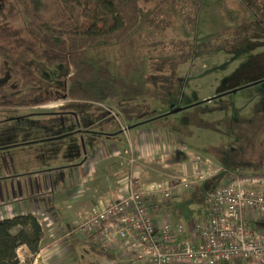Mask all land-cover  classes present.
I'll list each match as a JSON object with an SVG mask.
<instances>
[{"label": "rangeland", "instance_id": "1", "mask_svg": "<svg viewBox=\"0 0 264 264\" xmlns=\"http://www.w3.org/2000/svg\"><path fill=\"white\" fill-rule=\"evenodd\" d=\"M12 4L14 0H0V6ZM141 14L145 21L134 34L127 53L116 45L108 50L115 77H125L129 71L128 85L141 89L129 96L128 102L139 105L141 117L152 116L148 121L125 120L119 98L64 107L70 99L65 96L37 106L0 108V141H4L0 148L6 145L0 152L7 160L17 151L22 158L27 157L33 144L43 147L47 159L51 155L48 150L54 151L56 160L83 152L82 138L76 135L72 139L73 133L71 139H35L70 131L72 118L62 124V120L33 111L78 109L90 119L91 129L117 131L116 139L127 145L134 137L130 123H139L135 129L154 128V136L166 145L159 150L158 158L155 155L143 163V172L138 176L146 184L169 182L174 186L171 198L158 194L155 203L148 201L151 211L174 224L206 219L212 213L207 200L211 184H232L240 178L264 190V0H152L141 3ZM25 22L19 11L11 24L21 27ZM9 54L32 70L36 83L45 90L42 93L62 96L66 92L69 82L60 77L66 72L65 64L52 66L23 50ZM94 54L91 50L90 56ZM4 73L0 83H7L19 94L27 91L29 87H21L9 64ZM56 121L59 122L55 124ZM86 122L82 116V130ZM12 131L18 137L15 148L6 143ZM23 135L32 136L30 140L36 143L27 144ZM81 135L88 147L99 143L89 139L87 132ZM185 167L189 169L187 174ZM215 174L222 176L214 181L211 176ZM176 176L191 184L179 185ZM77 236L79 240L73 243L66 264H150L125 256L124 247L115 249L119 257L112 258L110 251L94 249V239L82 233Z\"/></svg>", "mask_w": 264, "mask_h": 264}, {"label": "trees", "instance_id": "2", "mask_svg": "<svg viewBox=\"0 0 264 264\" xmlns=\"http://www.w3.org/2000/svg\"><path fill=\"white\" fill-rule=\"evenodd\" d=\"M14 1L15 4L10 6H0V76L5 74V66L9 64L11 74L19 79L21 87L29 88L19 94L16 89L7 87V83H0V108L37 106L65 96L84 103L119 98L118 104L124 109L125 120L142 121L139 120V105L128 102V97L141 89L128 85L129 71L125 77L121 74L115 77L108 49L116 45L124 54L127 53L134 34L145 21L141 3L152 0ZM166 1L159 0V3ZM19 11L26 22L24 26L13 27L11 21ZM15 50H23L52 66L65 64L66 72L60 76L69 82L65 95L42 93L45 90L36 83L32 70L10 56L9 52ZM91 50L95 53L93 57L90 56ZM67 104L64 107H68L70 101ZM221 176L218 174L212 178L215 181ZM212 185L207 191L215 187ZM153 197L156 195L147 197L146 201H152ZM78 226L70 233L87 234V238L93 239L92 233H83L77 230ZM44 237L43 226L32 213L0 219V264L19 263L18 250L22 245L29 249L26 260L33 261ZM94 249L112 251L97 243Z\"/></svg>", "mask_w": 264, "mask_h": 264}, {"label": "crops", "instance_id": "3", "mask_svg": "<svg viewBox=\"0 0 264 264\" xmlns=\"http://www.w3.org/2000/svg\"><path fill=\"white\" fill-rule=\"evenodd\" d=\"M68 101L76 105L84 103L80 100ZM33 112L62 120V124L66 118H72L70 131L56 137L39 135L35 139L38 137L42 141L75 139L77 135V138H82L83 152L56 160L53 158L54 151L48 150L51 155L50 159H47L43 147L33 144L36 142L30 140L32 136L28 138L25 135L22 139H28L27 144H33L27 157L22 158V154L17 151L14 157L7 160L0 152V219L32 213L38 217L45 231L41 249L33 261L26 260L29 249L28 246L22 245L18 250L20 262L17 264H66L71 258L70 250L73 243L79 240L78 233H70V231L90 216L94 205L102 207L118 198L123 191V186L120 184L123 181L121 177L141 174L144 164L152 160L155 155L158 158L159 150L165 147L166 143L159 142L154 136L153 131H156L154 128L135 129L134 126L139 123H130L134 137L127 145L122 140L116 139L119 137L117 131H110L107 128L91 129L90 119L85 112L78 109ZM82 116L88 120L84 130L81 128ZM151 117H141L142 121L139 122L148 121ZM58 122L56 121L55 124ZM27 130L26 127L25 134ZM82 132H87L89 139H97L99 143L92 146V143H89L90 147H88L87 140L81 135ZM71 133H73L72 137ZM16 134L13 131L9 133L8 135L12 137L6 142L13 148L18 144ZM151 141L155 142L154 145ZM3 142L0 141V145ZM5 146L2 145L0 151H3ZM151 148L155 149V152H151ZM139 163L140 166L137 165ZM186 168L184 172L187 174L189 169ZM176 177L179 180L181 176ZM263 183L261 185L264 186ZM156 198L153 197L151 202L155 203ZM109 255L112 258L119 257V253L117 254L115 250L110 251Z\"/></svg>", "mask_w": 264, "mask_h": 264}, {"label": "built area", "instance_id": "4", "mask_svg": "<svg viewBox=\"0 0 264 264\" xmlns=\"http://www.w3.org/2000/svg\"><path fill=\"white\" fill-rule=\"evenodd\" d=\"M179 185L191 183L184 177ZM105 207H94L77 230L92 233L103 249L150 264H264V190L237 178L207 192L211 216L174 224L151 211L146 198H171L169 182L144 183L137 175Z\"/></svg>", "mask_w": 264, "mask_h": 264}]
</instances>
